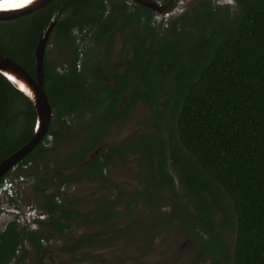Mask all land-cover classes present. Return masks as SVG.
Wrapping results in <instances>:
<instances>
[{
  "label": "trees",
  "instance_id": "trees-1",
  "mask_svg": "<svg viewBox=\"0 0 264 264\" xmlns=\"http://www.w3.org/2000/svg\"><path fill=\"white\" fill-rule=\"evenodd\" d=\"M234 1L235 12L199 0L164 31L152 24L154 10L130 0H55L28 16L0 21V55L34 79L35 50L53 20L50 41L64 53L61 62L45 53L53 119L18 164L20 172L37 164L52 142L70 138L75 122L88 116L86 138L56 176L59 191L102 178L115 159L137 155L148 187L172 193L171 219L203 242L195 263L211 257L214 264H264V0ZM75 29L90 33L80 70ZM116 35L122 38L120 61L88 66L89 53ZM140 103L149 108L151 129L83 166ZM36 122L33 103L0 73V163L32 140ZM40 193L45 219L34 229L9 220L0 233V264H25L26 244L43 259L49 249L43 243L51 238L43 230L47 223L59 233L69 228L59 195L46 188Z\"/></svg>",
  "mask_w": 264,
  "mask_h": 264
},
{
  "label": "rangeland",
  "instance_id": "rangeland-1",
  "mask_svg": "<svg viewBox=\"0 0 264 264\" xmlns=\"http://www.w3.org/2000/svg\"><path fill=\"white\" fill-rule=\"evenodd\" d=\"M198 1L180 0L178 10L168 14L169 23L189 11ZM206 1L229 7L233 12L237 10L234 0ZM122 49V38L116 35L111 43L94 48L89 53L86 58L88 66L105 68L117 63ZM47 52L55 62L64 59L63 51L50 40ZM150 115L149 108L140 103L123 126L110 129L103 144L96 150L98 156L107 147L149 131ZM89 119L87 116L85 121H76L70 138L56 144L52 142L50 151L23 172L28 182L20 186L23 194L21 211L25 212L29 207L36 209L37 213L44 211L40 189L46 188L59 195L61 210L70 214L69 218H65L69 225L65 232L54 231L49 223L43 228L51 236L43 243L49 246L43 259L38 257L30 244H26L29 257L25 264H214L211 257L195 263L203 242L195 239L185 225L171 219L175 212L172 193L148 187L146 168L140 164L137 155L128 160L115 159L102 178L65 186V191H59L56 176L62 172L68 156L86 138L84 127ZM172 174L177 181L176 191L182 204H186L183 188L175 172L172 171ZM8 205L7 200H0V208H7ZM190 210L194 212L192 207ZM221 217L218 214L215 220L219 221ZM13 218L11 213L0 210V233ZM89 236L91 238L86 239ZM80 240L84 241L81 247L74 246Z\"/></svg>",
  "mask_w": 264,
  "mask_h": 264
},
{
  "label": "water",
  "instance_id": "water-1",
  "mask_svg": "<svg viewBox=\"0 0 264 264\" xmlns=\"http://www.w3.org/2000/svg\"><path fill=\"white\" fill-rule=\"evenodd\" d=\"M55 0H27L16 8L0 11V21H12L47 7ZM136 4L148 7L154 11L168 15L172 2L168 5L160 6L154 0H131ZM57 21L53 20L46 32L42 34L38 46L35 50L37 66V78L34 79L22 66L8 57L0 55V73L14 86H16L34 105L37 113V122L32 140L19 151L0 163V180L19 163H21L44 139L47 135L53 110L49 103L48 96L44 88L43 63L49 40ZM90 160L83 164L85 166L98 156V151L93 153Z\"/></svg>",
  "mask_w": 264,
  "mask_h": 264
},
{
  "label": "built area",
  "instance_id": "built-area-1",
  "mask_svg": "<svg viewBox=\"0 0 264 264\" xmlns=\"http://www.w3.org/2000/svg\"><path fill=\"white\" fill-rule=\"evenodd\" d=\"M165 18H168L165 16ZM164 17L162 15H156L153 19V23H160ZM167 24V21L165 20ZM167 26V25H166ZM73 35L76 39V43L79 46V60L77 62V68L80 70L82 68V63L84 59V48L86 45L85 36L90 37V33H88V29H84L83 31L80 29H75L73 31ZM49 141H52V137L49 136ZM29 165H25L23 169L27 170ZM27 178L25 175L20 172L18 169V165L11 169V172L8 176L4 177L3 181L0 183V200L4 201L7 200L9 202L10 210L5 208H0L3 210V213H11L13 215V220L15 219L17 223L29 227V229L37 228V220L45 219L44 215H40L37 213L36 209L34 208H27L25 212L20 210L21 207V197H22V190L20 188L21 185L26 183ZM13 200V203L11 202Z\"/></svg>",
  "mask_w": 264,
  "mask_h": 264
},
{
  "label": "flooded vegetation",
  "instance_id": "flooded-vegetation-1",
  "mask_svg": "<svg viewBox=\"0 0 264 264\" xmlns=\"http://www.w3.org/2000/svg\"><path fill=\"white\" fill-rule=\"evenodd\" d=\"M154 1L157 2L160 6H164V7L172 2V8H170V12H169V13H172V11L178 10V6L177 5L179 4L180 0H154ZM130 2L134 3L131 0H130ZM108 5H109V2H108ZM156 15H162L164 17V19L160 23H156V24L153 23V21H152L153 26H155L156 28L161 29L162 31L166 30L167 27H169V21H168L169 17H168V15H166L168 18H165L164 14L155 11V15L153 16V19L155 18ZM165 20L167 21V24L165 23Z\"/></svg>",
  "mask_w": 264,
  "mask_h": 264
},
{
  "label": "bare ground",
  "instance_id": "bare-ground-1",
  "mask_svg": "<svg viewBox=\"0 0 264 264\" xmlns=\"http://www.w3.org/2000/svg\"><path fill=\"white\" fill-rule=\"evenodd\" d=\"M25 2H27V0H0V11L16 8Z\"/></svg>",
  "mask_w": 264,
  "mask_h": 264
},
{
  "label": "clouds",
  "instance_id": "clouds-1",
  "mask_svg": "<svg viewBox=\"0 0 264 264\" xmlns=\"http://www.w3.org/2000/svg\"><path fill=\"white\" fill-rule=\"evenodd\" d=\"M168 28V27H167ZM52 137V136H51ZM53 139V138H52Z\"/></svg>",
  "mask_w": 264,
  "mask_h": 264
}]
</instances>
